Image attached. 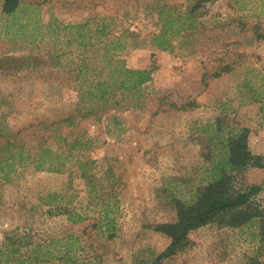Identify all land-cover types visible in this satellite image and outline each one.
Listing matches in <instances>:
<instances>
[{
  "label": "rangeland",
  "instance_id": "obj_1",
  "mask_svg": "<svg viewBox=\"0 0 264 264\" xmlns=\"http://www.w3.org/2000/svg\"><path fill=\"white\" fill-rule=\"evenodd\" d=\"M5 1L0 161L9 141L27 153L0 175V252L27 235L23 253L41 264H264L257 225L207 224L167 256L172 238L157 230L212 180L233 127L264 157V0H20L14 15ZM115 67L152 80L127 90ZM43 150L62 172L37 169ZM234 177L264 204V168Z\"/></svg>",
  "mask_w": 264,
  "mask_h": 264
},
{
  "label": "trees",
  "instance_id": "obj_2",
  "mask_svg": "<svg viewBox=\"0 0 264 264\" xmlns=\"http://www.w3.org/2000/svg\"><path fill=\"white\" fill-rule=\"evenodd\" d=\"M19 7L20 0H6L4 11L9 15H14ZM77 27L83 28V37H86L90 32L88 30L89 23H84ZM102 28L104 29V26ZM103 29L99 32H104ZM163 37L164 34H159L155 37L154 41L158 42L156 45L164 51L171 50L168 41H162ZM152 75L153 70H134L115 67L111 73V79L115 82H121L120 79L123 78L122 88L138 91L142 85L152 80ZM110 83V81H104L98 84L100 98L105 97ZM129 83L130 85L127 86ZM220 130L219 128V132H221ZM249 135V128L233 127L222 143L223 145L221 144V161L215 163L211 168L212 180L197 189L196 196L191 202L186 203L183 200L176 199L178 221L157 226L158 231L172 238V243L163 256H167L180 248L192 230L210 223H216L219 226L232 229H244L257 225L259 229L258 236L264 244V204L256 200V194L260 190V187L241 184L234 177L235 173H239L249 166L264 168V157L255 156L249 149ZM8 144V155L0 161V175L5 180H9L10 172L14 170V162L18 160L22 163L26 159L27 153L23 147L15 146L18 148V151H13L14 145L10 141ZM42 152L44 153L40 155L38 170L63 171L62 167H64V163L60 161H58V167H44V160L50 154V151L43 150ZM82 169L84 170L83 165ZM83 175L88 182L86 171H84ZM109 210V207L105 209L104 214L106 221H108L106 223L107 230H110L112 227V220L108 219ZM27 239V235L22 238H18L17 236L8 237L0 252V264H10L11 262H14V264H26L28 261H30V264H41L39 256L33 257L27 253H23V248L31 245L29 242L24 245L22 244V241ZM67 264L74 263L68 262Z\"/></svg>",
  "mask_w": 264,
  "mask_h": 264
}]
</instances>
